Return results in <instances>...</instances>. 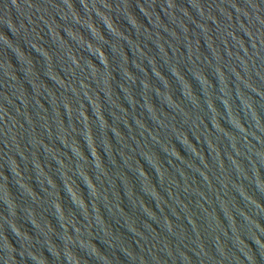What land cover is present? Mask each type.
<instances>
[{"label": "water", "instance_id": "95a60500", "mask_svg": "<svg viewBox=\"0 0 264 264\" xmlns=\"http://www.w3.org/2000/svg\"><path fill=\"white\" fill-rule=\"evenodd\" d=\"M0 264H264V0H0Z\"/></svg>", "mask_w": 264, "mask_h": 264}]
</instances>
